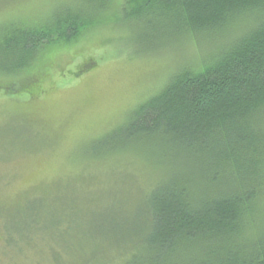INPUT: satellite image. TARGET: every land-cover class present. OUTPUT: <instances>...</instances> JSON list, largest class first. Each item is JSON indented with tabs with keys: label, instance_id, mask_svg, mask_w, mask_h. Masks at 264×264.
Masks as SVG:
<instances>
[{
	"label": "trees",
	"instance_id": "trees-1",
	"mask_svg": "<svg viewBox=\"0 0 264 264\" xmlns=\"http://www.w3.org/2000/svg\"><path fill=\"white\" fill-rule=\"evenodd\" d=\"M109 10L146 42L138 55L191 43L199 57L98 140V155L150 153L157 176L99 213L103 228L128 233L99 249L110 255L101 264H264V0H79L51 22L3 31L0 69H23L22 93L36 95L30 69L45 51L87 36Z\"/></svg>",
	"mask_w": 264,
	"mask_h": 264
},
{
	"label": "rangeland",
	"instance_id": "rangeland-1",
	"mask_svg": "<svg viewBox=\"0 0 264 264\" xmlns=\"http://www.w3.org/2000/svg\"><path fill=\"white\" fill-rule=\"evenodd\" d=\"M78 2L0 0V36L51 22L60 8ZM132 27L109 10L87 36L48 48L38 70L30 69L37 71L29 87L36 95L22 93L30 80L23 69H0V81L15 84L0 85V264H101L110 255L101 260L99 249L128 237L103 228L98 215L156 182L151 154L98 155L107 149L98 140L160 89L181 61L199 57L191 43L138 55L146 42H132ZM41 215L44 224L33 225Z\"/></svg>",
	"mask_w": 264,
	"mask_h": 264
}]
</instances>
